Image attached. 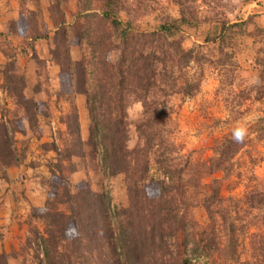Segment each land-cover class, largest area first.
Instances as JSON below:
<instances>
[{
  "label": "rangeland",
  "instance_id": "obj_1",
  "mask_svg": "<svg viewBox=\"0 0 264 264\" xmlns=\"http://www.w3.org/2000/svg\"><path fill=\"white\" fill-rule=\"evenodd\" d=\"M77 1L0 0V9L15 12L19 20L17 26L9 24L17 20L6 21L3 28L0 26V120L9 124L12 119L15 125L22 121L23 126V133L16 132L13 138L15 149L17 153L20 151L22 158L5 169L0 168V264H46L42 236L45 237L46 229L51 228L52 216L48 213L68 214L70 208L76 207L70 198L81 190H89L93 200L102 201L110 228L116 225L113 211L125 209L129 204L124 175L107 176L102 171L100 145L98 151L90 155L86 144L90 119L84 96L78 94L69 98L68 76L60 72L52 56L57 48L54 39L56 22L64 21L65 27H73L79 33L88 28L90 35L107 30L95 21L89 23L80 17ZM174 1L127 0L130 11L119 12L117 18L123 27L131 21L134 31H152L166 19L179 17ZM257 1L262 3L260 10L263 12L250 16ZM197 3L199 0L190 1L199 22L194 26L182 25L176 38L184 49L195 48L214 60L220 59L221 53L217 43L208 40L219 31L212 18L225 15L230 22L248 16L252 19L241 26L242 34L227 42L236 54L238 67L231 64L214 69L213 64L197 62L187 68V75L198 80L199 85L191 96L173 95L169 98L165 111L170 117L167 119L170 137L182 147L183 153L196 161L211 156L215 141L232 128L240 124L247 127L246 145L234 156L230 174L225 177L218 172L211 177L218 179L220 195L233 199L229 208H240L241 214H246L243 223L250 218L257 220L255 225L244 228L245 236L239 235L243 243L242 257L249 259L254 254L249 249V235L257 233L264 238V207L257 211L243 204L252 192L264 191V81L259 80L256 65L259 60L264 67V0H211L207 6H198ZM92 11L100 12V9L97 7ZM38 33L47 35V38H35ZM68 39L64 47L59 48H67L73 60L86 59L90 47L87 42L81 38L77 44L69 33ZM117 55L116 50L110 53L112 60ZM8 75H13L10 78L19 82L16 91L24 100L39 102L40 112L32 129L25 120L27 117L20 100L8 96L3 90ZM141 114L139 102H132L126 110L129 148L137 142L135 123ZM58 152L72 154L70 159L62 157L60 162ZM58 163H61V170L56 169ZM211 177L204 178L203 182L208 183ZM146 184L150 186L148 193L153 194L156 186L149 181ZM238 199L240 202L233 207V201ZM91 206H83L80 217L84 216L83 221L87 223L96 216L101 224L100 214ZM96 208L98 210V206ZM189 211L199 225L208 222L200 205L193 204ZM76 226L81 230L79 219ZM102 233L99 229L86 233L94 237L93 240L83 237V251L77 264H81V259L86 264H106V259L112 257ZM79 235L82 237L84 233L80 231ZM68 247L67 238H62L57 253ZM187 264L201 263L190 260Z\"/></svg>",
  "mask_w": 264,
  "mask_h": 264
},
{
  "label": "trees",
  "instance_id": "obj_2",
  "mask_svg": "<svg viewBox=\"0 0 264 264\" xmlns=\"http://www.w3.org/2000/svg\"><path fill=\"white\" fill-rule=\"evenodd\" d=\"M190 1L198 0H175L179 17L166 19L152 31H134L131 21H127L124 27L121 25L117 14L130 11L127 0L77 1L80 17L107 28L105 33L90 35L88 28L79 33L73 27H65L64 21L56 22L54 39L57 48L52 56L60 72L68 76L69 98L78 94L84 96L90 119L86 142L90 155L98 151L100 145L102 171L107 176L124 175L129 204L122 210L113 209L116 225L110 228L102 201L93 200V194L87 189L74 194L70 199L76 207L70 208L68 214L48 213L52 216L51 228L46 229L45 237L42 236L46 264H77L83 251V237L93 240L94 236L86 233L96 229L103 232L111 251L112 257L106 259V264H187L190 260L201 264H264V238L257 233L249 235V249L254 254L249 259L242 257L240 238L246 233L244 228L255 225L257 220L250 218L243 223L246 214L242 215L240 208H229L233 199L222 197L218 179L211 177L218 172L225 177L230 174L234 167L233 158L246 145V139L241 143L234 142L232 128L215 141L211 156L194 161L170 137L167 122L170 117L165 111L169 98L173 95L191 96L199 85L198 80L187 75V68L197 62L213 64L214 69L231 64L238 67L236 54L227 42L242 34L241 26L252 19L248 16L230 22L225 15L212 18L219 31L208 40L217 43L221 53V58L214 60L195 48L184 49L176 38L182 25L194 26L199 22ZM210 2L199 0L197 5L207 6ZM97 7L100 12L92 11ZM18 21L9 24L17 26ZM68 33L77 44L83 38L90 46L86 59L73 60L67 48H59L69 40ZM34 37L47 38V35L38 33ZM115 50L118 55L112 60L110 53ZM256 65L262 82L264 67L259 60ZM11 76L5 80L3 90L8 96L20 100L27 117L25 120L32 129L40 112L39 102L24 100L16 91L19 82ZM132 102L140 103L142 114L135 123L137 142L129 148L126 110ZM74 123L79 130L76 118ZM16 132L23 133L22 121L15 125L12 119L9 124L0 120V168L5 169L22 158L20 151L19 155L15 149L13 138ZM53 148L56 150L54 145ZM71 154L58 152L56 155H60L61 162L62 157L70 159ZM60 167L61 163H58L56 169L61 170ZM206 177H211L208 183L203 182ZM147 181L156 186L153 194L148 193ZM239 202V199L233 201V207ZM193 204L205 210L208 221L205 225H199L189 215ZM243 204L259 211L264 207V191L252 192ZM85 205L87 208L92 205L93 211L96 209L101 224L96 216L87 223L83 221L85 217L80 215ZM78 219L81 230L76 226ZM80 231L84 233L82 237ZM62 238H67L69 247L57 253ZM94 240L97 242V238ZM80 262L86 264L84 259Z\"/></svg>",
  "mask_w": 264,
  "mask_h": 264
},
{
  "label": "crops",
  "instance_id": "obj_3",
  "mask_svg": "<svg viewBox=\"0 0 264 264\" xmlns=\"http://www.w3.org/2000/svg\"><path fill=\"white\" fill-rule=\"evenodd\" d=\"M261 6H262V3H260L259 1L254 2V5H253L254 9L252 10L250 14H260L261 12H263L260 10ZM17 18H18V15L15 14V12H12L11 10L6 9V8L0 9V26L2 28L4 27V24H6V21L17 20Z\"/></svg>",
  "mask_w": 264,
  "mask_h": 264
},
{
  "label": "clouds",
  "instance_id": "obj_4",
  "mask_svg": "<svg viewBox=\"0 0 264 264\" xmlns=\"http://www.w3.org/2000/svg\"><path fill=\"white\" fill-rule=\"evenodd\" d=\"M255 83V81H253ZM248 129L245 125L240 124L233 129L232 139L236 143H241L247 136Z\"/></svg>",
  "mask_w": 264,
  "mask_h": 264
}]
</instances>
